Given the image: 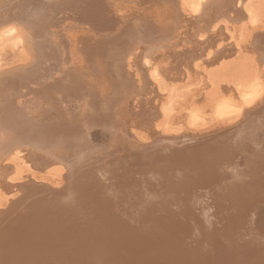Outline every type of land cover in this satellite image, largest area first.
<instances>
[{"label": "rangeland", "instance_id": "obj_1", "mask_svg": "<svg viewBox=\"0 0 264 264\" xmlns=\"http://www.w3.org/2000/svg\"><path fill=\"white\" fill-rule=\"evenodd\" d=\"M20 1H22V0H16V2L19 3L18 7H19L20 14L24 17H27V19H29L30 21H33V22L35 21V22L39 23L40 27H42L40 29H42L43 38L45 37L44 39L46 40L44 47L42 49V54H40L39 57L36 59L38 61V64L35 67V73L37 71H39V73H38L39 75L37 74V76H35V77H33L32 75H28V77H26V75L20 73V69L22 67H23L22 71L25 69H28L29 64L27 63L28 62L27 60H29V56H31V54H32L31 52L33 51L32 48L29 46L31 42H29L30 36H29L28 32L30 30L25 29L23 26L20 27V29L22 28V32L20 33V35L22 37L17 35L16 33H14V32H17V30L15 31V29L11 33H8V32H3L4 30H6L5 27L0 28V32H1L0 33V36H1L0 37V72H1L0 75L3 74L2 76H4V77L13 75L16 78H18L19 76L17 74H21L20 75L21 78L19 79V81L15 82L16 79L11 80V83H9L7 85L10 87L13 86V88H11V90L8 87V89L10 90L9 95L11 96V99L13 100V102H12L13 106H16V108H17V106H19L20 109H22V107H24L26 109H28V107L29 108L32 107V109H33V106H34L33 104H35L36 102L40 103L38 106H40L41 103H43V105L45 106L44 103H46L48 101V104L50 106L51 105L50 103H54L57 100V102H56L57 105L59 104L60 107L63 106L61 108L59 107V109H62V108L68 109L67 107L73 105L75 108L72 106V108L70 107V109H74L73 111H75V109L77 108V111H78L79 106H80L78 104H80V102H81V104L83 103V101H81V100H83V95L85 97L84 100H86L87 98H89L90 95L92 96L94 92H95L94 94L97 93L96 95L92 96L93 98H94V96L96 97V100L94 99L95 101L93 102L95 107H92V106L89 107L90 102H86L85 103L86 106L85 105L82 106V108L85 107V109L83 108V110H82L83 113L87 110V112L84 115H83V113H82V116L77 115V114L73 113V111H72V113H73V115H72V113L69 112V114H71L72 117H74L75 115H77V117H79V118L82 117L80 119V122L83 121L82 123H87V125L84 124L83 126H79V128L77 129L78 130L77 133H75L76 135L73 134L72 144L76 143L77 140L80 139L81 137H83V138L85 137L84 138L85 142H83V141L82 142H83V144L87 142L85 144V147L87 146V144H88V147H90L88 149L87 148L85 149V151H88V153L85 152L86 154L84 153L85 157L83 158V160H91V162L90 161L88 162V164H89L88 172L89 173L88 172L87 173L90 176L89 181H91L93 183L95 182L94 184H92V183H86L85 184L84 188H88V185H89V188H88L89 192H98L99 189H101L99 182L102 183L103 179H105L104 176L107 174V173L104 174L105 169L103 167H106V166H102L101 161L105 159L104 161L106 162V160H108L107 166L110 164L109 162H111V159H110V161H109V159H106V158H108L107 156H104V159H102L104 153L107 151V150H105V148L110 149L108 146H112L111 145L112 143H110L111 140L109 139L110 134L112 135V133H113L111 138H113V136L116 137L117 134H119L118 131L128 132V134H130V136L132 134L133 136L131 138L129 136V138H130L129 141H132L133 143H128L125 140V142L123 141L124 146L126 143H127L126 144L127 146H130V144L132 146L137 141V142L144 144L143 151L146 153V151L151 150V148L146 149V148L150 147L148 145L149 144L152 145V143H154L155 140H158V142H160L161 139L165 140L167 136L171 137V136L179 135L181 133H185L184 131H186L187 129H188L187 133H189V134L190 133L198 134L201 132L205 133V131H207V132L210 131V129L213 127L212 125H214V127H215L217 125L216 122L219 121L220 123H222V120L219 117L212 116L213 112H214L213 108L215 106H217V104H219V103L224 104L226 102H229L232 105V108L227 109V111L233 112L236 109V110L241 111L243 114V113H245V111L256 110L258 104H260L261 102H263L262 100H264V29H263L262 24L259 25V23H257L254 27L252 25L248 24V22H247V8H246L250 4H252V5L254 4L253 7L250 6L252 9L251 15H254V17H256L257 19L264 20V0H245V1H243V5H240L239 2L234 4L233 0H203L204 6L197 13L198 19H195L193 16H191L187 13V10L184 9L180 0H104V2L102 0L101 3L102 4L105 3L106 6H103V8H101V10H99V12L97 14L94 13V10L92 8L89 10L91 13H86V14H90V15H86V16L82 15L83 14L82 12L86 8V7H83V5H86V3H90L93 6V3L96 0H50L51 2L46 6H42L41 4H39V2L37 0H36V5H35L34 4L35 0H31L35 6H37L38 8L39 7L41 8V9H38V10H41V12L38 11L36 8L35 9L36 13H35L34 10L29 9V6H30V8H32L33 4H31V5L27 4L26 7L24 6L26 9L23 8L24 12H25L23 14H22V10H21L23 5H21ZM31 1L28 0L27 3L30 4ZM186 1H188V0H186ZM13 7H12V9L15 10V12H16L18 7L17 8H16V6H13ZM89 7L91 8V6H89ZM42 8H44L47 12H49V14H48L49 19L46 17V19H47L46 21L43 20V18H45V16L43 17L41 14V13L46 14V11L42 12V10H44ZM27 12H28V14H27ZM37 12L38 13L40 12V15L43 18L39 17L40 15ZM216 13L218 14V16ZM225 17H228V18H225ZM40 18L43 20V22H42V20H40ZM114 19H116L115 21H117V23L113 22ZM39 21H41L42 23H40ZM44 22H45V24H44ZM99 22H101V24H98ZM137 24L141 25L140 28H139V25L137 27ZM116 25H117V28L120 29V34L117 36L116 35L113 36V38L116 40L117 46L121 45L120 46L121 48L119 49V47H117L116 44H114L113 42H112L113 45H111L112 43H109L110 46L107 43L109 48L108 47L106 48L107 45L105 44L106 43L105 40H107L108 37L109 38L112 37L111 34L114 35L113 32H115L117 29V28H115ZM247 25H248V27H247ZM15 26H17V25H15ZM15 26H13V27H15ZM18 26H21V25L18 24ZM250 26H252V27H250ZM26 27H29L28 23H27ZM261 28H262V30H261ZM74 32H76V33H74ZM24 33H26V35L28 36V39L25 38L26 37L25 35L23 36ZM30 33H31V35L33 34L32 31H30ZM38 33H39V35L37 37H36L37 32H36V34H33L31 36V39L34 38L33 36H35V39L38 38V39H36V43L33 41L34 39L31 40L32 42H34L36 44V45L34 44L35 46H37V44H38L37 42H39L41 44V40H42L41 39L42 35H41L40 31H38ZM72 33L74 35H72ZM84 33L86 35H83ZM15 34H16V36H15ZM65 34H67V35H65ZM64 36L66 39H70V41L69 42H68V40L66 41ZM251 36H253V38H250ZM126 37H128V38L125 39ZM18 38H20V40ZM22 38L23 39L25 38L27 41H25V39L22 40ZM103 38H105L104 41H102ZM247 39H248V41H247ZM64 40H65V42H64ZM89 41L92 42V43L90 42V45H88ZM27 42L29 44H27ZM70 42H72L73 44H70ZM80 42H81V45L79 44ZM107 42H109V41H107ZM110 42H111V39H110ZM117 42L120 44H118ZM67 43L69 44L68 46H67ZM82 44H84V45H82ZM87 45H88V47L95 45V47L93 46V48H92L93 53L90 50L91 48H88V47L86 48ZM32 46H33V43H32ZM39 46L41 47V45L38 44V47ZM112 46H114L116 48L113 49ZM70 47H73L74 51H73V49H70ZM110 48H112L114 51L111 52L112 50ZM87 49L90 51L89 54L91 53L90 54L91 56H89V54L87 53ZM94 49H95V51H97L96 53L94 52ZM75 51L78 55L75 54ZM73 52H74V54H73ZM118 53H119V56L117 57ZM101 54H103L105 56H103ZM25 56L28 58L26 60L27 62L25 60H23V59H25ZM65 57H67L66 58L67 60L65 59ZM77 57H78V59H77ZM104 57H107V58H104ZM80 58L83 59L82 62H81ZM30 60L35 61V59L32 60L31 58H30ZM30 60H29V63H30ZM86 60H87V62H89V61L94 62V60H95V62L94 63L91 62L92 64L89 63V65H88ZM25 62L27 63V66H24ZM77 62H78V64H76ZM82 63L87 64V66H89V67H86V69H85V66H83ZM79 64H80V67L78 66ZM93 64L94 65L96 64V66H98V67L94 66ZM110 64H112V65H110ZM21 65H22V67H21ZM62 66L64 67V69L62 68ZM76 66L78 68H81L83 66L82 69H79L81 71V73H80V71H77ZM91 66L93 68V71L91 69ZM74 68H76V69H74ZM83 68L85 69L84 73H87V75H84V73H82L84 71ZM87 68L88 69L90 68L91 72ZM152 68L158 71L159 75L157 77L159 79V82L162 85L164 84L163 87L161 88V90L158 87V84H156V82L153 81V78L151 77L150 72L152 71ZM117 69L123 70V72L127 75L128 79L126 81L128 83L126 81H124V79H121V81L117 80V78H118L116 75ZM8 70H10L9 71L10 73L8 72ZM111 70H113V71H111ZM16 71H18L19 73H17ZM75 71L77 74L75 73ZM63 72H64V74H62ZM72 72H73L74 76H73V74L71 75ZM69 74H70V76H69ZM111 74L113 76H111ZM62 75L65 78H63ZM67 75L69 77H71V76L75 77V75L77 77V75H78L79 78L75 77L74 81L71 82L70 85H68L69 81L66 80ZM91 75H94L95 77L93 76V78H92ZM2 76H0V77H2ZM40 76L42 77V79H44V81L41 80ZM86 76L88 78V82L85 79ZM61 77L63 78V81H62ZM82 78H83V80L85 79L87 84L83 80L81 82L80 79H82ZM76 79L79 81L80 84L84 83V86L81 87L83 84L80 85ZM36 80H38V81H36ZM75 80H76V82H75ZM260 80L263 81V85H262L263 89L255 92L253 94L254 98L252 100L245 102V99H247L249 97V92H250L251 88L254 85H256ZM39 81H40V83H38ZM49 81L51 83H49ZM103 81H104V83H103ZM55 82H57V85L59 87L56 85ZM61 82L64 86L61 84ZM115 82H116V84H115ZM122 82H123V84H122ZM124 82H125V84H124ZM111 83H114V84H111ZM39 84L40 85L42 84L41 86H43V85L46 86L47 84L52 86L53 89L51 87H49L50 93L48 91L47 92H48V95L50 94L49 97H51V93H52L53 98H47L48 97L47 92H46L45 96L43 95L45 93L42 92L43 93L42 95L45 98L42 97L41 93L38 92V90L41 91L40 88H42V87H40ZM53 84H55L56 87ZM126 84H129V86L131 85L130 86L131 88L128 85L126 86ZM17 85H20V86H17ZM21 85L22 86L24 85V89L22 88ZM26 85H27V87L25 88ZM77 85H80L81 89ZM102 85H104V86L102 87ZM117 85H118V87L116 88ZM70 86L71 87L74 86L75 88L74 87H73L74 89L70 88ZM86 86L89 90H87ZM60 87H61V89H60ZM65 87H67V88H65ZM58 88L61 91H59ZM76 88H77L78 92H75ZM90 88L93 89V93H91L92 90H90ZM164 88L166 89V91L164 90ZM55 89H58V91H56ZM64 89H66V90H64ZM67 89H68V91H67ZM79 89L81 90V94L83 92H85V93H83L82 96H80L81 94H78V93H80ZM108 89H109V91H108ZM170 89H172L173 91ZM29 90H30V92L31 91L32 92L26 93ZM85 90L88 92H86ZM12 91H14V93H16L17 97L12 94ZM62 91H63V94L66 93L65 95H67V96L70 95L71 92L73 95L71 94L70 95L71 97L69 96L68 98H67V96L64 97V95L62 94ZM69 91H70V94H69ZM89 91H90V93H89ZM113 91H114V94L112 93ZM58 92L60 93V95ZM73 92H75V94ZM29 93H30V95H32V97L29 95ZM37 93L39 95H41V97ZM76 93H77V95H76ZM109 93L113 96H111ZM121 93H123V94H121ZM102 94H104V96L107 95L106 97H109L110 100L112 99L111 97H113L112 101H113V103H115L114 105L117 104L116 109H115V111L117 110L116 111L117 114L114 116V117H116V119L112 118V120H111L112 123L110 122L111 117L108 120L103 115L104 119L106 121L110 122V123L108 122L110 127L104 125L103 123H99L98 122V118H99L98 115H101V114L94 113V111L99 112V110H102L101 108H103L104 111L107 109L106 107L104 108V106H105V104L107 105L109 103L107 102V103L103 104V102H104L103 100L108 101L109 98L104 97ZM57 95H58V97L61 95L62 96L58 98ZM72 96H74L73 101L70 100V99H72ZM13 97H15V98H13ZM117 97H118V99H117ZM23 98H25V100ZM41 98H43V99H41ZM61 98H62V100H59ZM49 99H51V102ZM53 99L55 101H52ZM67 99H69V100H67ZM43 100H44V102H43ZM79 100H80V102H79ZM116 100L119 103H117ZM68 101H70V102H68ZM24 102H26V103H24ZM29 102L30 103L32 102V104H29ZM61 102H63V103H61ZM72 102L75 105L72 104ZM97 102H98V104H97ZM37 103H36V105H37ZM165 103H167V106H169L170 109H172V111L170 110L169 116L172 118L171 121H175L172 124L173 127L176 128L178 126L177 130L168 127V130L163 131L162 128L159 126L161 124V121H162V116H160V105L165 104ZM21 104L23 106H21ZM26 104H28L27 107H25ZM91 107H92V110H91L92 112L90 113ZM112 109H114V107ZM79 110H80V112H82L81 109H79ZM31 111H33V110H30L29 112H31ZM77 111H75V112H77ZM211 111H212V113H211ZM25 112H28V111L26 110ZM59 112L60 113H58V115L61 114L63 119L61 118L59 121H55L56 125L59 126L58 132H56L57 126L54 123V125L56 126L55 128L53 126L54 129L51 128L52 126H49L46 132L41 133L40 136L43 137V138H41V143L36 144L32 139L30 141L29 138H27L23 141V144L26 145L27 147H29L30 149L27 148V150H25L26 147L23 146L24 148L22 147V149L26 153L21 149L24 153L21 152L22 154L20 156L23 157L24 160L28 164H23V165L19 164L18 160H16L14 158V156L11 157L13 154L10 155V153H13L12 151L14 149L12 147L11 148L5 147V145H8L6 143V141H8V136H6V135H8V133L11 132V130H9L8 128L5 129L4 127L0 126V144H1L0 145V148H1L0 153L2 150L5 151V148H6V150L9 149L8 151L11 150L9 153L7 151H5L6 155L1 154V156H0V210H1L0 211V215H1L0 223L1 224L4 223V226L6 227L5 228L2 225L4 227V228H2L0 226V230H1L0 235L2 234V236H0V241H2V243H3L2 237L4 236V234H6L4 229H7V227L8 228L10 227V225L12 223V219H15L14 216H15L16 212H18V213L21 212L22 211L20 209L21 205L24 206V204L27 203V201H28V199L26 200L24 198L22 200V202H24V203L20 202V200L22 198V194H23L22 193L23 189L25 190L27 188L26 190L29 191V186L34 187L36 185L37 187L39 186L38 188H42L41 186H45V187L47 186L49 188L56 190L58 188H61L64 185V183H66V182L69 183V181L65 180V175H67V167H66L65 163L63 162V160L60 157H58L57 149L51 147L52 144H54V145L57 144L60 146H61V144H63L62 141H64V140L62 138H57L59 136L58 134H60L59 133L60 131L62 133L65 129V127L63 128L64 122H65L64 120H67V119H65V117L67 116L69 118V121L72 119V117H70L71 115H66V112L64 110L59 111ZM107 113H108V115H111V114H109L110 112H108V111L104 112V114H106V115H107ZM210 114H211V116H210ZM232 114H234V113H232ZM63 115H65V116L63 117ZM0 116H1V114H0ZM250 116H251V113H250V115H248V117H250ZM256 117H257V115L254 116L255 121L254 120L251 121V122H253V125L255 123V125H254L255 128L252 127L253 125L250 124L251 122H247L243 126L246 129L245 130L243 129L242 134L236 135V137L232 140L228 139V137H226V136L224 137V142H225L224 145H226V147L223 146V144L221 143V144H219L220 146H216V147H212V148L207 149L205 151V156L203 154L204 158L201 157L203 162L205 160L208 161V163H209L208 168L209 169H210V167L212 169H214V166L218 167L217 163L219 162V160L221 161V162H219V166H220V164H222V162L231 161V164H230L231 166L229 165V166L225 167L224 168L225 170L223 171L224 173L226 172V169H229V168L235 166V164H236V168L238 167L240 169L239 170L236 168H231L232 170L229 169V171L227 170V172H226L228 174H230V173H232V175L234 174L232 177L229 178V180H226V183H227V181L231 182L232 180H233L232 182H234V183L231 182V184H230L228 182L230 185L229 184L225 185L226 188L224 187L225 189L222 191L224 194L225 190L227 189L226 190L227 193H225V195L228 198H229V196L231 198H233V196H231L232 194L233 195L237 194L236 196L238 198L241 196L243 197L245 195H248L249 194L248 190L245 189L246 186H248V189H253V187L257 186V184H259L260 182L263 183V181H264V178H263L264 177V172H263L264 171V166H263L264 165V158H263L264 153H262V152H264L263 151V149H264L263 148L264 147V142H263L264 141V138H263L264 134L261 133L262 129L264 130V119H261L262 117H260V116H258L259 118H256ZM193 118H195L194 119L195 125H190L189 121H191ZM242 118H239L238 120H244L245 119L243 116H242ZM95 119H97V120H95ZM47 121H48L47 124H49L53 120H51V122L49 120H47ZM57 122H58V124H57ZM219 122H218V125L220 124ZM239 123H241V121ZM60 124L63 126L61 127ZM246 125H247V127H246ZM261 127H262V129H261ZM49 128H51V129H49ZM82 128H84V129L82 130ZM122 128H124V130ZM52 129L54 131L55 130L56 131L54 132ZM105 129L111 130V132L106 131ZM224 129H223L224 131H227L231 128H227V130H226V128H224ZM245 131H247V133L248 132L249 133L246 135ZM252 131H254V132H252ZM256 131L259 134L256 133L257 136L255 138V135L253 137V134H255ZM164 132H165V134H164ZM56 133H57V135H56ZM134 133L136 135H134ZM208 133L210 135V132H208ZM263 133H264V131H263ZM26 134L27 133H25V132L22 134L24 138L26 137ZM243 134L245 136H243ZM163 136H165V138ZM252 137H253V140H252ZM55 138H57V139H55ZM235 140H236L237 144H235ZM2 141H4L5 143H3ZM232 141H233L234 145L229 146L230 147L229 148L227 146V143L228 142L232 143ZM80 142H81V139H80ZM258 143H260V145L263 144L262 145L263 147H261L260 149H259V147L256 148ZM38 144H40V145L38 146ZM72 144H70L71 146L67 147V150L65 149L66 150L65 152L67 153V155H68V150H69V155H68L69 158L74 157V153L72 156V154L70 153L71 150L69 149L70 147L72 149V146L74 145V144L73 145ZM113 144L115 145V143H113ZM114 145L111 148L115 149V151H118V148ZM80 146L82 147L83 145L81 144ZM102 147L104 150L101 149ZM239 147H241V148H239ZM44 148L46 151L44 150ZM96 148L99 150L100 153L98 152V150ZM233 148H235V149L233 150ZM92 149H94V151ZM95 149L97 151H95ZM91 150H92V153L90 152ZM122 150H123V148H122ZM31 151H33L34 153L33 152L30 153ZM38 151L40 152V155H39ZM50 151H52V154ZM60 151L62 153H65L64 150H60ZM95 152H96V154H95ZM253 153H255L256 155L258 154L257 156H259V158H257L259 160V162L257 160L258 167H254L253 172H249L247 169H245L246 167L243 164H244V162H246V160L254 159L255 156H253ZM32 154H34V156H36V158ZM56 154H57V156H56ZM88 154H90L91 156ZM120 154L122 157L125 155V157H123L124 159L119 158ZM120 154L117 158L115 157L117 160L115 163H117L119 161L118 166H120V163H122L123 165L121 164L120 167H122V170L124 169L123 171H125V170L127 171L128 169H130L132 172V171H135V169L140 168L142 165H143L142 168L145 166V164L141 163L142 160L137 161V159L132 157L131 154H124L123 151ZM228 154H229V156H228ZM251 154H252V156H250ZM52 155H53V157H52ZM77 155L82 157L83 153L79 151V154L77 153ZM77 155H75V156H77ZM128 155H131V156H129V158H132V160L127 159ZM184 155H185V153H184ZM2 156H4V157H2ZM30 156L31 157L33 156V157L30 158ZM45 156L46 157L49 156V157H47L48 160L46 159ZM101 156H102V158H101ZM207 157H209V158H207ZM39 158H42L41 161L39 160ZM95 158H97V160ZM239 158H241V159H239ZM120 159H121V161L125 160V163L123 161L120 162ZM207 159H210L211 161L207 160ZM34 160L36 162H34ZM98 160L100 163H98ZM126 160H127V162L129 160L130 161L128 163H126ZM104 161H102L103 165H104ZM131 161L132 162L135 161V162L129 164ZM29 162H31V163H29ZM112 162H114V161H112ZM139 162H140V164L138 165ZM80 163H81V161H79L78 165ZM90 164H92V165H90ZM94 164H95V166H94ZM128 164H129V166H127ZM124 165H126V167ZM131 165H133L134 167ZM54 166H55V168L57 167L58 169L57 168L55 169ZM90 166H92L94 168H92ZM130 166H131V168H130ZM60 167L62 169V172H60V170H61ZM63 168H64V170H63ZM91 168L93 169L92 172H90ZM95 168L97 169V171ZM244 169L247 171L243 172ZM235 170H237V172ZM118 171H121V169L119 168ZM97 172H98V174H97ZM127 172H129V175L132 177L133 174L130 171H127ZM242 172L245 173V175H243ZM254 172H256V173H254ZM226 173H225V175H226ZM60 174L64 175V176H61ZM102 174H104V175H102ZM153 174H155V173H153ZM153 174L151 176L148 174H147L148 176H145V177H147V178H145L146 180H148V177L150 176L148 181H151L153 183L148 182L146 184V182H144L143 185H147L151 192L154 191L155 193H157L158 190H161L164 187V185H165L164 182L168 183L170 181L169 180L168 181L163 180V181H161L162 185L160 184L158 186V184L156 185V183H158V182H155L158 180V177L154 176ZM241 174H242V176H240V177L237 176V175H241ZM113 175H115V173ZM143 175H145V174H143ZM143 175H141L143 177L142 181L145 180ZM258 175H260V176H258ZM96 176L97 177L101 176L102 180L97 179ZM141 176H139V179ZM243 176L245 177V179ZM251 177L254 180H251V179L248 180ZM255 177H257V179ZM152 178H153V180H151ZM139 179H137L138 182L141 181ZM94 180H96V181H94ZM97 180H98V182H97ZM160 180H162V179H160ZM244 180H245V182H244ZM235 181L236 182L238 181L237 183H239V181H241L239 183L240 185H238ZM21 183L22 184L25 183V185L23 184L24 188H23V186L15 187L18 184L22 185ZM120 183H121V181H120ZM125 183H126V181H125ZM261 183H260V185H261ZM90 184H92V186ZM148 184H150L151 186ZM236 184L238 186H236ZM245 184H246V186H245ZM250 184H252V185H250ZM82 185H83V183H81V186ZM155 185L157 188H155ZM234 186H236V188H234ZM240 186L243 188L240 190V193H239L238 188ZM230 187H231V189H230ZM78 188H79V190L81 189L80 187H78ZM84 188H82V189H84ZM95 189H97L98 191H96ZM231 190L232 191L234 190V191L231 192ZM235 190L237 191L236 193H235ZM20 191H21V193H20ZM7 194L10 197L9 199H11V201L14 204L13 205L11 202L10 205L7 206L8 208H11L10 211L8 208H6V206H3V204H1L3 202V199L5 198V196H8ZM10 195H12V196H10ZM225 195H223V196L225 197ZM236 196L234 198H236ZM18 198L20 200H18ZM231 198L229 201H231ZM34 199H36V198H34ZM34 199H32V198L29 199V202L25 205L28 206V205H30V203L32 204L34 202L33 201ZM14 200H16L15 203H14ZM54 201H55V199H53L49 202V205H50L49 209L51 208V206L56 207L55 206L56 201L55 202ZM75 202H77V201H75ZM68 203H73V200H71V201L69 200ZM200 203L202 206L203 203L202 202H200ZM40 204H41V201L38 204H36V207L40 208V206H41ZM18 206H19V208H18ZM125 206H127V204H125ZM71 207L73 209V207H76V206L74 205ZM2 209L3 210L8 209V211L6 210V212H5ZM2 211H3V213H2ZM82 212H84V211H82ZM13 214H14V216H13ZM20 214H22V213H20ZM26 214H29V212H27ZM65 214L66 215H75V213H72L70 211L65 212ZM82 214L83 213L78 214V215L82 216ZM53 215H56V214H53ZM6 218H8V219H6ZM5 220H6V222H5ZM91 230H93V232H95L92 225H91ZM6 231H8V230H6ZM59 231H60V229H59ZM91 233H92V231H91ZM59 235L60 234H58L56 236V238L59 237ZM66 236L68 237L69 235H66V234H65V236L62 235L61 242H63V240ZM67 237H66V239H67ZM52 239H54V241H55V238H52ZM80 241H77V242H80ZM56 243H57V246L61 245V244H58L57 241H55V244ZM66 244L67 243H65V245ZM70 246L75 248L74 244L73 245L70 244ZM55 247L52 246V248L57 250L58 253H61V252L65 253V249H66L65 247L63 249L60 246L59 249L61 248V250H59ZM59 251H61V252H59ZM214 253L215 254L213 256H210V257H216V255H218V257H219V256H221V253H224V252L221 249V250H217V253L216 252H214ZM64 256H68V255L66 254Z\"/></svg>", "mask_w": 264, "mask_h": 264}, {"label": "bare ground", "instance_id": "obj_2", "mask_svg": "<svg viewBox=\"0 0 264 264\" xmlns=\"http://www.w3.org/2000/svg\"><path fill=\"white\" fill-rule=\"evenodd\" d=\"M37 1L42 6H46L51 2L50 0H37ZM101 1L102 0H96L93 3V6L90 3H86V5H83V7H86V8L82 12L83 14L82 13L81 14L84 16L90 15V14H86V13H91L89 10L92 8L94 10V13L97 14L99 12V10H101V8H103V6H106V4L105 3L102 4ZM180 1L182 3V6L184 7V9L187 10V13L189 15L193 16L195 19H198L197 13L204 6L203 0H188V1L180 0ZM233 1H234V4L239 2L240 5H243V1H245V0H233ZM15 2H16V0H0V28L1 27L6 28V30H4L3 32L11 33L15 29V31L17 30V32H14V33L21 36L20 33L22 32V28L20 29V27L23 26L25 29L32 31L33 34H36V32H37L36 37L39 35L38 31H40V33L42 35L43 34L42 29H40L42 27H40V24L35 22V21L34 22L30 21L29 19H27V17L22 16L20 14L19 7H18L19 3L18 2L15 3ZM27 2H28V0L20 1L21 5H23V7L21 8L22 14L25 13L23 8H25L27 6V4L28 5L33 4L32 1L30 4ZM103 2H104V0H103ZM34 4L36 5V0H35ZM34 4H33L32 8H30V6H29V9L34 10V12L36 13L35 9L37 8V10H38L41 8L40 7L38 8ZM13 6H16V8L18 7L16 12H15V10L12 9ZM89 6H91V8ZM250 6L253 7L254 4L253 5L250 4L248 7H246L247 8V22H248V24H250L254 27L257 23H259V25L262 24L263 29H264V20L257 19L256 17H254V15H251L252 9ZM42 9H44V8H42ZM38 11L41 12V10H38ZM44 11H46V10L45 9L42 10V12H44ZM40 12L39 13L37 12V13L40 15ZM27 14H28V12H27ZM41 14L43 17L45 16V18H43L41 15L39 17L43 18V20L46 21L47 20L46 17L48 18L49 12L46 11V14L45 13H41ZM217 16H218V14H217ZM41 18H40V20H42ZM225 18H228V17H225ZM43 20H42V22H43ZM115 20L116 19H114L113 22L117 23V21H115ZM39 22L42 23L41 21H39ZM27 23H28L29 27H26ZM18 24L21 26H18ZM44 24H45V22H44ZM98 24H101V22H99ZM15 25H17V26H15ZM138 25L140 28L141 25L137 24V27H138ZM13 26H15V27H13ZM252 26H250V27H252ZM247 27H248V25H247ZM115 28H117V25ZM261 30H262V28H261ZM30 31L28 32V34L30 36L29 42H31L29 46L32 48L33 51L31 52L32 53L31 56H29V60L31 58L32 60L35 59V61L30 60V63H29V60H27L28 56L26 55L27 57L25 56V59H23V60L28 61V62L26 61L29 64L28 69L24 68L25 70L22 71L23 67L21 65L22 68L20 69V73L26 75V77H28V75H32L33 77H35L39 73V71H37L35 73V67L38 64V61L36 59L39 57L40 54H42V49L44 47L46 40L44 39L45 37L43 38V35H42L41 44L39 42H37L39 45H41V47L40 46L38 47V44H37V46H35L36 45L35 44L36 39H38V38L35 39V36H33L34 40L31 39V36L33 34L31 35ZM74 33H76V32H74ZM113 33H114V35L111 34L112 37H110V38L108 37L107 40H105V38H103L102 41L105 40L106 45H107V43L109 45V43H112V42L114 44H116V40L113 38V36L119 35L120 29L117 28L116 31ZM16 34H15V36H16ZM24 35L26 36L25 38L28 39V36L26 35V33H24L23 36ZM65 35H67V34H65ZM72 35H74V34L72 33ZM83 35H86V34L84 33ZM64 38H65V36H64ZM127 38L128 37H126L125 39H127ZM250 38H253V36H251ZM18 39L20 40V38H18ZM24 39L22 38V40H24ZM110 39H111V42H110ZM31 40H33L35 43L32 42ZM65 40L66 41L68 40V42L70 41V39H66V38H65ZM65 40H64V42H65ZM25 41H27V40L25 39ZM91 41L88 42V45H90ZM107 41H109V42H107ZM247 41H248V39H247ZM32 43H33V46H32ZM113 43L111 45H113ZM27 44H29V43L27 42ZM70 44H73V43L70 42ZM79 44L81 45V42ZM118 44H120V43H118ZM68 45L69 44L67 43V46ZM82 45H84V44H82ZM88 45L86 46V48L88 47ZM108 45L106 46V48L108 47ZM93 46L95 47V45H93ZM93 46L88 47V48H91L90 49L91 52L93 51L92 50ZM116 46H117V44H116ZM120 46L121 45H119L117 47H119V49H120L121 48ZM112 47H113V49L116 48L114 46H112ZM70 49H73V47H70ZM110 49L112 50L111 52L114 51L112 48H110ZM73 51H74V49H73ZM89 52L90 51L87 49L88 54H89ZM94 52L96 53L97 51H95V49H94ZM73 54H74V52H73ZM75 54L78 55L76 53V51H75ZM90 54H89V56H91ZM101 55H103V54H101ZM103 56H105V55H103ZM118 56H119V53L117 54V57ZM107 57H104V58H107ZM66 58L67 57H65V59ZM77 59H78V57H77ZM82 61H83V59H81V62ZM26 62L24 63V66H27ZM86 62H87V60H86ZM91 62L89 61V62H87V64L88 65H89V63L92 64L95 62V60H94V62H92V63ZM76 64H78V62ZM87 64L82 63V65L85 66V69H86V67H89V66H87ZM110 65H112V64H110ZM78 66L80 67V64ZM92 66H91V69L93 71ZM94 66H96V64ZM82 67L81 68L77 67V71H80L79 69H82ZM96 67H98V66H96ZM62 68L64 69L63 66H62ZM74 69H76V68H74ZM85 69L83 68L84 71L82 73L85 72ZM88 70L90 71V68ZM113 70H111V71H113ZM9 71L10 70H8V72ZM16 72L19 73L18 71H16ZM75 73H76V71H75ZM80 73H81V71H80ZM62 74H64V72ZM72 74H73V72L71 73V75ZM150 74H151V77L153 78V81H155L156 84H158V87L161 90V88L163 87L164 84L162 85L159 82V79L157 77L159 75L158 71L152 68V71L150 72ZM2 75H0V76H2ZM17 75L19 76L18 78H16L13 75L12 76H6V77H4V76L0 77V114H1L0 126L4 127L5 129L8 128L9 130H11V132H9L8 135H6V136H8V141H6V143L8 145H5V144L4 145L6 148L12 147L14 149L12 151L13 153H10V155L13 154L11 157L14 156V158L16 160H18L19 164L23 165V164H28V163L24 160L23 157L20 156L22 154L21 152L24 151L22 149V147L25 146L26 147L25 150H27V148H29L23 144V141L25 139L29 138L30 141L32 139L36 144L41 143V138H43V137H41L40 135L42 132H46L49 126H52L51 128H53V126H54V128L57 126V131L56 130L55 131L58 132L59 126L56 125L55 121H59L62 118L61 114L58 115V113H60L59 111L64 110L66 112V115H71V114H69V112L72 113V111L74 109H70V107L72 108L73 105L72 106L68 105L69 106V107H67L68 109H63V108L59 109L60 106H59V104L57 105V103H56L57 100L54 103H50L51 99H49L50 100L49 103L51 104L50 106H49L48 101H47L46 103H44L45 106L43 105V103H41V105L38 106L40 103L36 102L37 103V105H36V103L34 102L35 104H33L34 105L33 109H32V107L31 108L28 107V109L22 107V109H20L19 106H17V108H16V106H13V103H12L13 100L11 99V96L9 95L10 94L9 92H10L11 88H13V86L10 87L7 85L9 83H11V80H14V79H16L15 82L19 81V79L21 78V76H20L21 74H17ZM84 75H87V73H84ZM116 75L118 77L117 80H119V81H121V79H124V81H126L128 79L127 75L123 72V70L117 69ZM69 76H70V74H69ZM69 76L67 75V77H66V80L69 81L68 85H70V83L74 81V78L76 77V75H75V77H72V76L69 77ZM73 76H74V74H73ZM93 76L94 75H91L92 78H93ZM111 76H113V75L111 74ZM62 77H63V75H62ZM63 78H65V77H63ZM63 78H62V81H63ZM76 78H79L78 75ZM85 79L88 82L87 76L85 77ZM85 79L83 80V78H82L80 80L82 82V80L85 81ZM41 80L44 81V79H42V77H41ZM76 80H75V82H76ZM36 81H38V80H36ZM40 81L38 83H40ZM87 82H86V84H87ZM49 83H51V82L49 81ZM55 83L57 85V82H55ZM78 83H79V81H78ZM103 83H104V81H103ZM61 84H62V82H61ZM111 84H114V83H111ZM115 84H116V82H115ZM122 84H123V82H122ZM124 84H125V82H124ZM41 85H40V87H42V88H40L41 91H39L37 89L38 92L41 93V95L43 94L42 92L45 93V94H43L44 96L46 95L47 91L50 93L49 87L52 88V86L47 84L46 86L43 85L44 86L43 87ZM53 85L56 87L55 84H53ZM80 85H82L81 87H83L84 83H81ZM80 85H77V86H79V88H80ZM127 85L129 86V84H126V86ZM262 85H263V81H261V80L256 85H254L249 92V97L247 99H245V102L252 100L254 98L253 94L255 92L263 89ZM17 86H20V85H17ZM103 86L104 85H102V87ZM8 87L10 90L8 89ZM26 87H27V85L25 86V88ZM73 87L70 86V88H73ZM117 87H118V85L116 86V88ZM22 88L24 89V85L22 86ZM65 88H67V87H65ZM86 88H87V86H86ZM165 88H164V90L166 91L167 88L166 89ZM58 89H55V90L58 91ZM60 89H61V87H60ZM60 89H59V91H61ZM64 90H66V89H64ZM87 90H89V89L87 88ZM90 90H92L91 93H93V89L90 88ZM170 90H172V89H170ZM67 91H68V89H67ZM108 91H109V89H108ZM28 92H30V90L27 91L26 93H28ZM48 92H47V95H48ZM75 92H78L77 88H76ZM75 92H73V93L75 94ZM79 92L80 93H78V94H81V90ZM86 92H88V91H86ZM30 93H29V95H30ZM83 93H85V92H83ZM83 93L80 96H82ZM89 93H90V91H89ZM94 93H93V95L97 94V93L96 94H94ZM112 93L114 94V91ZM12 94L16 96V93H14V91H12ZM62 94H63V91H62ZM65 94H63L64 97L67 96ZM69 94H70V91H69ZM71 94H72V92H71ZM121 94H123V93H121ZM41 95H39V96L41 97ZM43 95H42V97H44ZM49 95L47 98H53L52 93H51V97H49ZM59 95H60V93H59ZM70 95H68L67 98ZM76 95H77V93H76ZM102 95L104 96V94H102ZM30 96L32 97V95H30ZM61 96H59V97H61ZM90 96H89L90 99L86 97L87 99L84 100L85 97L83 95V100H81V101H83L82 104L79 100L80 104H78V105H80L79 109H81V111L83 110V108L85 109V107L82 108V106H84V105L86 106V104H85L86 102H90L89 107L90 106L95 107L93 102L96 100V97L94 96V98H93L91 96L92 97L91 98ZM106 96H104V97H106ZM111 96H113V95H111ZM57 97H58V95H57ZM13 98H15V97H13ZM73 98H74V96H72V99H70V100L73 101ZM106 98H109V97H106ZM111 98L113 99V97H111ZM23 99L25 100V98H23ZM41 99H43V98H41ZM54 99L52 101H55ZM112 99L110 100V98H109L108 101L102 99L104 101V102L102 101L103 104L107 103V102L109 103L107 105L105 104L104 108L105 107L107 108L105 111L103 108H101L102 110L98 109L99 112L94 111V113H96V114H101V115H98L99 118L97 117L98 122L103 123L104 125L109 126V127H110V125L108 124L109 121H106L104 119L103 115L108 120L111 117V119H110L111 123H112V121H111L112 118L116 119V117H114V116L117 114V112H116L117 110L115 111L117 104L114 105L115 103H113ZM117 99H118V97H117ZM59 100H62V98ZM67 100H69V99H67ZM262 101L263 102L258 104L256 110L245 111V113H243V114L241 111L236 110V109L233 112L227 111V109L232 108V105L229 102H226L224 104L219 103V104H217V106H215L213 108L214 112H213L212 116L219 117L222 120V123H220L218 121L220 123L218 125V122H216L218 126L216 124H215L216 125L215 127H214V125H212L213 127L210 129V131H208V132H210V135L205 130H204L205 133L201 132L198 134H195V133L189 134V133H187V130H188L187 129L186 131H184L185 133H181L179 135L171 136V137L167 136L165 140L161 139L160 142H158V140H155V142L152 143V145L151 144L148 145L150 147L146 148V149L151 148V150L146 151V153L143 151L144 144L137 142V141L132 146H131V144H130V146H127L126 145L127 143L124 146L125 140L128 143H133L132 141H129L130 138L133 136L132 134L130 136V134H128V132L118 131L119 134H117L116 137L113 136V138H111L113 133H112V135L110 134V138H109L111 140L110 143H112L111 144L112 146L114 145L113 143H115L114 146H116L118 148V151H115V149L111 148L112 146H108L110 149L105 148V150H107L105 152L106 154L104 153L103 158L101 156L102 159H104V156H107L108 158H106V159H109V161L111 159V162H109L110 164L107 166L108 160H106V162H105L104 161L105 159L104 160L101 159L102 161H104V165L102 164V161L100 160L101 165L106 166L103 168L106 171V172L104 171V174L105 173H107V174L104 176L105 179H103L102 183L99 182L101 189H99L98 187L97 188L99 189V191L97 189H95L98 192H89L88 191L89 185H88V188H84L86 183H92V184L95 183V182L93 183V182L89 181L90 176L88 175V173H89L88 172V170H89L88 169V167H89L88 162L89 161L91 162V160H83V158L85 157L84 153L85 152L88 153V151H85V149L90 148V147H88V144L85 147V144L87 142L83 144V142H85V139H84L85 137L84 138L79 137L81 139V142H80V139H78L76 143H73L74 145L72 144L73 134L77 133V131H78L77 129L79 128V126H83L84 124L87 125V123H82L83 121L80 122V119L82 117L79 118V117H77V115L82 116L83 111L80 112L79 109L77 111V108H76L75 111H77V112L73 111V113L77 114L74 116L75 118L72 117V115H73V113H72V115L70 116V117H72V119L70 121H69V118L66 116L65 119H67V120H64L65 121L64 126L60 124L61 127L62 126H63V128L65 127V129H64L65 132L63 131L61 133V131H60L59 132L60 134H58L60 137L58 136L57 138H62L64 140V141H62L63 144H61V146L57 145V144L56 145L52 144V146L50 145L52 148L57 149L58 157H60L63 160V162L65 163V165L67 167V175H65V180L69 181V183L68 182L64 183V185L61 188H58L56 190L49 188L47 186L46 187L41 186L42 188H38L39 186L37 187L36 185H35L36 187L35 186L34 187L29 186V191L26 190L27 188L25 190L23 189V192H22L23 194H22L21 200L18 198V200H20L21 203H24V202H22V200L24 198L26 200L28 199L27 203L29 202V199H31V198L32 199L36 198V199L33 200L34 202L32 204L30 203V205H28L29 207L25 205L27 203H25L24 206L21 205L20 209L22 211L20 210L21 212H19V213L16 212L15 216L13 214L15 219L11 218L12 223H11L10 227L9 228L7 227V229H4L6 234H4V236L2 237L3 243H2V241H0V243H1L0 244V264H264V181H263V183L260 182L261 185L259 183L255 187L252 186L253 189H248V186H246V184H245V186H246L245 189H247L248 193H249L248 195H245L243 197L241 196L238 198L236 196L237 194L236 195L232 194L231 196H233V198H231L230 196L228 198L225 195V193H227V191H226L227 189L225 190L224 194L222 191L226 188L225 185H228L229 183L231 184V182L233 180L231 182L227 181V183H226V180H229V178L232 177L234 174L232 175V173L228 174L226 172H227V170L229 171V169L232 170L231 168H236V164H235V166H233L229 169H226V172H225L226 175H225V173L223 172L225 170L224 168L229 166L231 164V161L222 162V164H220V166H219V162H221L219 160V162L217 163L218 167L214 166V169H212L210 167V169H211L210 170L208 168V165H209L208 161L205 160L203 162L201 159V157H203V154L205 156V151L209 148L220 146L219 144H221V143L223 144V146L226 147V145H224V143H225L224 137L225 136L228 137V139L232 140L236 137V135L242 134L243 129L244 130L246 129L243 126L247 122L253 121L255 119L254 118L255 115H257L256 118H259L258 116L262 117L264 115V100H262ZM43 102H44V100H43ZM68 102H70V101H68ZM98 102H97V104H98ZM24 103H26V102H24ZM61 103H63V102H61ZM117 103H119V102L117 101ZM29 104H32V102L31 103L29 102ZM72 104H74V103L72 102ZM27 105L28 104H26L25 107H27ZM21 106H23V105L21 104ZM61 107H63V106H61ZM92 107L90 109V113L92 112L91 111ZM113 107H114V109H112ZM26 110L28 112H25ZM30 110H33V111L29 112ZM170 110L172 111V109H170V107L167 106V103L160 105V116H162V121H161V124L159 126L162 128L163 131L168 130V127L175 129V130L178 129V126L175 128L172 125L175 121H171L172 118L169 116ZM107 111L110 112L109 114H111V115H108V113H107V115L104 114V112H107ZM86 112H87V110L83 113V115ZM211 113H212V111H211ZM232 113H234L235 115ZM250 113H251V116H250L251 118L248 117V115H250ZM64 116L65 115H63V117ZM210 116H211V114H210ZM242 116L245 119L244 120H238L239 118H242ZM263 117L261 119H264ZM194 119L195 118H193L191 121H189L190 125H195ZM47 120H49L50 122H51V120H53V121L51 123L47 124L48 123ZM95 120H97V119H95ZM240 121H241V123H239ZM54 123L56 126L54 125ZM57 124H58V122H57ZM250 124L253 125V122H251ZM254 125H255V123H254ZM254 125L252 126L253 128H255ZM246 127H247V125H246ZM262 127H261V129H262ZM51 128H49V129H51ZM224 128H226V130H227V128H231V129L224 131L225 130ZM83 129L84 128H82V130ZM122 129L124 130V128H122ZM106 131L111 132V130H106ZM263 131L264 130L262 129V131H261L262 134H264ZM24 132L27 133L25 138L22 135ZM245 132H246V135L249 133V132L247 133V131H245ZM252 132H254V131H252ZM256 133H257V131L255 132V134H253V137L255 135V138H256L257 134H259V133H257V134ZM164 134H165V132H164ZM56 135H57V133H56ZM134 135H136V134L134 133ZM129 136H130V138H129ZM243 136H245V135L243 134ZM163 137L165 138V136H163ZM253 137H252V140H253ZM57 138H55V139H57ZM233 141H232V143L228 142L227 146L228 147L233 146L234 145ZM2 142L5 143L4 141H2ZM69 143L73 145L72 149H71V147L69 148L71 150L70 153L72 154V156L74 153V157H72V158H69V156H68L69 150H68V155L65 152L67 150V147L71 146ZM81 144L83 145L82 147L80 146ZM235 144H237L236 140H235ZM39 145L40 144H38V146ZM262 145H260V143H258L257 146L256 145L255 146H256V148L259 147V149H260L261 147H263ZM241 147H239V148H241ZM6 148H5V151H7L9 153L11 150L8 151L9 149L6 150ZM122 148H123V150H122ZM96 149H95V151L98 150V149L97 150ZM101 149H103V147ZM234 149L235 148H233V150ZM44 150H45V148H44ZM60 150H64L65 153H62ZM92 150L94 151V149H92ZM92 150L90 151L91 153H92ZM2 151L0 153V156H1V154L6 155L5 151L4 150H2ZM79 151L83 153L82 157L77 155V153L79 154ZM122 151L124 154H131L132 157L137 159V161L142 160L141 163L145 164V166L143 168H142L143 165L141 167L139 166L140 168H138V169L134 168L135 171H132V172L130 169H128L127 171H130L133 174L132 177L129 175V172H127L126 170L123 171L124 169L122 170V167H120L122 163H120V166H118L119 161L117 163H115L117 161L116 158L119 156V154ZM263 151H264V149H263ZM32 152L33 151H31L30 153H32ZM50 152L52 154V151H50ZM98 152H99V150H98ZM184 153H185V155H184ZM262 153H264V152H262ZM57 154H56V156H57ZM90 154H88V155H90ZM95 154H96V152H95ZM32 155L34 156V154H32ZM39 155H40V152H39ZM75 155H77V156H75ZM131 155H128L127 159L132 160V158H129V156H131ZM257 155L255 153H253V156H255L254 159L246 160V162H244V164H243L246 167L245 169H247L249 172H253L254 167H258V165H257L258 159L257 158H259V156H257ZM228 156H229V154H228ZM250 156H252V154ZM2 157H4V156H2ZM32 157L30 156V158H32ZM34 157L36 158V156H34ZM47 157H49V156H47ZM47 157H46V159H47ZM52 157H53V155H52ZM123 157H125V155ZM123 157L120 154L119 158L124 159ZM207 158H209V157H207ZM41 159L42 158H39L40 161H41ZM95 159L97 160V158H95ZM121 159H120V162L123 161L125 163V160L121 161ZM210 159H207V160H210ZM239 159H241V158H239ZM79 161H81V163L78 165ZM112 161H114V162H112ZM135 161H133V162L131 161L129 164L134 163ZM34 162H36V161L34 160ZM128 162L126 160V163H128ZM258 162H259V160H258ZM29 163H31V162H29ZM98 163H100L99 160H98ZM92 164H90V165H92ZM129 164L127 166H129ZM139 164H140V162L138 163V165ZM94 166H95V164H94ZM124 166L126 167V165H124ZM131 166H133V165H131ZM131 166H130V168H131ZM90 167H92V166H90ZM54 168H55V166H54ZM92 168H94V167H92ZM92 168H91L90 172H92V170H93ZM119 168L121 169V171H118ZM60 169H61V167H60ZM236 169H239V168L237 167ZM245 169L243 170V172L247 171ZM63 170H64V168H63ZM96 171H97V169H96ZM235 171L237 172V170H235ZM60 172H62V169L60 170ZM256 172H254V173H256ZM114 173H115V175H113ZM153 173H155V174H153ZM97 174H98V172H97ZM104 174H102V175H104ZM143 174H145V175H143ZM147 174L150 176L153 174L154 176L158 177V180L155 181V182H158V183H156V185L158 184V186L160 184L162 185L161 181H163V180L164 181L169 180L170 182H168V183L164 182L165 183L164 187L161 190H158L157 193H155L154 191L151 192L147 185H143L144 182H146V184L148 182L153 183L151 181H148L150 176L148 177V180L145 179V178H147L145 176H148ZM141 175L144 176V179L146 181L145 180L142 181L143 177ZM243 175H245V173H243ZM61 176H64V175H61ZM101 176L100 177L96 176V178L102 180ZM139 176H141L140 179H139ZM237 176L240 177V176H242V174L237 175ZM258 176H260V175H258ZM153 178L151 180H153ZM255 178L257 179V177H255ZM137 179H139L141 181L138 182ZM160 179H162V180H160ZM244 179H245V177H244ZM250 179L254 180L252 177L249 178L248 180H250ZM94 181H96V180H94ZM120 181H121V183H120ZM125 181H126V183H125ZM97 182H98V180H97ZM240 182L241 181H239V183ZM244 182H245V180H244ZM81 183H83L82 186H81ZM232 183H234V182H232ZM239 183H237V184L240 185ZM23 184L25 185V183H23ZM23 184L22 185L18 184L15 187L23 186ZM92 184H90V185L92 186ZM237 184H236V186H238ZM148 185H150V184H148ZM156 185H155V188H157ZM250 185H252V184H250ZM236 186H234V188H236ZM78 187H80L81 189L79 190ZM240 187L238 188L239 193H240V190L243 188V187H241V188ZM23 188H24V186H23ZM82 188H84V189H82ZM230 189H231V187H230ZM233 191L231 190V192H233ZM236 192L237 191L235 190V193ZM20 193H21V191H20ZM222 194L225 195V197ZM10 196H12V195H10ZM235 196H236V198H234ZM9 198H10L9 195L5 196V198L3 199V202L1 203V204H3V206H6V208H8L7 206H9L10 203L12 202L11 199H9ZM230 198H231V201H229ZM53 199H55V201H56V202L54 201L56 207L51 206V208L49 209V206H50L49 202ZM69 200L70 201L73 200V203H68ZM74 200L77 202H75ZM15 201L16 200H14V203H15ZM40 201H41V204H40L41 206H40V208H37L36 204H38ZM200 202L203 203L202 206H201ZM12 204H13V202H12ZM125 204H127V206H125ZM74 205L77 208L73 207V209H72L71 206H74ZM18 208H19V206H18ZM8 209L10 211L11 208H8ZM8 209H4V210L2 209V210L6 212V210L8 211ZM3 211H2V213H3ZM68 211L75 213V215H66L65 212H68ZM82 211H84V212H82ZM27 212H29V214H26ZM20 213H22V214H20ZM81 213H83L82 216L81 215L79 216L78 214H81ZM53 214H56V215H53ZM0 217H1V215H0ZM6 219H8V218H6ZM5 222H6V220H5ZM2 225L4 226V223H2L0 225L2 228H4L5 226L3 227ZM91 225L93 226V229L95 230V232H93V230H91ZM59 229H60V231H59ZM6 230H8V231H6ZM91 231H92V233H91ZM58 234H60V235L62 234L64 236L66 234L69 236L68 237L66 236L67 239L65 237L63 242H61L62 235L61 236L59 235V237L56 238V236ZM0 236H2V234ZM52 238H55V241H57L58 244H61L60 246L63 249H64V247L66 248L65 253L61 252V251H59L61 253H58L57 250L52 248V246H54V247L56 246L55 248H57V249H59V247H60V246H57V243L55 244V241ZM77 241H80V242H77ZM65 243H67V244L65 245ZM70 244H72V245L74 244L75 248L70 246ZM221 249L224 252V253H221V256L218 257V255H216V257H210V256H213L215 254L214 252L217 253V250H221ZM59 250H61V248ZM66 254L68 256H64Z\"/></svg>", "mask_w": 264, "mask_h": 264}]
</instances>
